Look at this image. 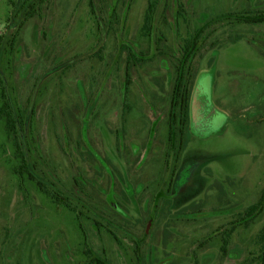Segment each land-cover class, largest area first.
<instances>
[{"label":"rangeland","instance_id":"rangeland-1","mask_svg":"<svg viewBox=\"0 0 264 264\" xmlns=\"http://www.w3.org/2000/svg\"><path fill=\"white\" fill-rule=\"evenodd\" d=\"M23 1L0 0V106L25 118L19 142L0 118V264H262L264 203L221 245L264 190V21L247 20L264 0H49L17 36ZM197 35L192 95L213 117L171 135Z\"/></svg>","mask_w":264,"mask_h":264},{"label":"trees","instance_id":"trees-1","mask_svg":"<svg viewBox=\"0 0 264 264\" xmlns=\"http://www.w3.org/2000/svg\"><path fill=\"white\" fill-rule=\"evenodd\" d=\"M49 0H24L17 12L15 17L19 19L18 22V28L16 29L15 34L19 33V29L23 28L25 24L33 18L35 15L39 13V11L42 8V5L44 3H47ZM249 23H254V22H262L264 21V17L262 16H255L247 19ZM153 22H154V5L152 2H150L148 11L145 17V30L148 35H150V32L153 27ZM15 34L11 38V41L9 44H11V48L13 49L14 43L16 40ZM196 43L192 44L191 40L189 39L186 41V43L182 47V52L181 55L178 57V61L176 63V78H175V84L173 88V94L171 98V103H170V125H169V130L170 134L172 135L174 131L179 128V129H186L187 125L189 124V119H190V113H191V99H192V77H193V63L194 60L198 54V35L195 39ZM19 51V50H17ZM128 56V61H127V67H126V84H125V92H124V98H125V104H128V84L129 81V72L131 70V66H136L138 64H142L143 62L146 61L145 57H139L138 54L134 53L131 51V53ZM19 56V55H18ZM17 56V57H18ZM2 99L3 102L0 106V118H5L6 120V128L7 131L10 135H13L15 139L19 142L20 136H19V128L18 126L20 124L23 125L24 123V116L22 114H16L15 110L13 107L10 105L7 94L2 93ZM87 120V119H85ZM83 139L88 140V128L85 122V125L83 127ZM93 154V153H92ZM96 154V153H94ZM23 155V167H22V172H27L26 169V164H27V158H25V154ZM25 156V157H24ZM97 158L103 165H108L110 164V161H107L105 159H102L101 156L96 154ZM31 175V178L36 180L37 177L29 172ZM38 184L40 186V189L44 193H50L51 196L53 197L54 201L58 204H64L67 208H69L73 213L76 214V218L78 219V210L77 207L71 204L67 200H63L62 197H60L59 193L53 189L47 188V184L44 183L42 180H38ZM263 203H264V190L262 196L259 198V200L256 203H253L251 206H249L247 209L244 210L240 214V216L233 221H231L230 225L231 228L230 230L227 229L225 231L224 236H223V241L221 245V249L223 252L227 250L228 245L230 244V235L232 232H234L237 227L239 226H246L248 225L252 220H254L257 216H259L262 213L263 209ZM260 239L263 242V255H262V264H264V227L261 230V233L259 235Z\"/></svg>","mask_w":264,"mask_h":264},{"label":"flooded vegetation","instance_id":"flooded-vegetation-1","mask_svg":"<svg viewBox=\"0 0 264 264\" xmlns=\"http://www.w3.org/2000/svg\"><path fill=\"white\" fill-rule=\"evenodd\" d=\"M254 23H258V22H254ZM196 37L197 36H194L191 38L192 44L196 43V41H195ZM199 37H201V35ZM199 37H198V39H199ZM197 87H198V82H196V84H195V88L193 90V95H192V99H191V113H190V119H189V128L190 129L189 130L194 128V126H196V125H199V124L203 125V123H201L199 121L200 119H201V121H204V120L207 121V119H210L213 117V116H211L213 114V112H211V110L208 108L206 101L203 98H200V96H197V93L199 91V89ZM209 116H211V117H209ZM108 195H113V193L108 194ZM60 197H62V196L60 195ZM240 214H238V217L240 216ZM230 228L228 230H230ZM226 230L227 229H225V231ZM218 231L221 232L222 230L220 229ZM225 231L223 233H225Z\"/></svg>","mask_w":264,"mask_h":264}]
</instances>
